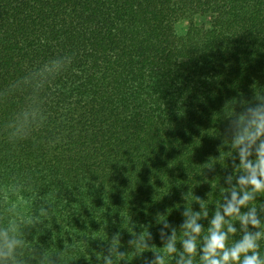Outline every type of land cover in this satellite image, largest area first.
Returning <instances> with one entry per match:
<instances>
[{
	"label": "trees",
	"instance_id": "trees-1",
	"mask_svg": "<svg viewBox=\"0 0 264 264\" xmlns=\"http://www.w3.org/2000/svg\"><path fill=\"white\" fill-rule=\"evenodd\" d=\"M257 108L264 0H0V261L180 264L194 235L204 264L217 212L226 247L261 233L264 260V191L239 184L235 143ZM233 190L251 199L224 215Z\"/></svg>",
	"mask_w": 264,
	"mask_h": 264
},
{
	"label": "clouds",
	"instance_id": "clouds-1",
	"mask_svg": "<svg viewBox=\"0 0 264 264\" xmlns=\"http://www.w3.org/2000/svg\"><path fill=\"white\" fill-rule=\"evenodd\" d=\"M250 111L252 114L250 123L254 126V130L235 139L236 145L239 146L241 164L247 170L246 174L240 177L239 184L252 186V191H264V139L259 140L258 146L255 148L256 160L252 161L248 159L251 155L252 147L257 145L258 138L264 137V108L252 109ZM250 199L251 196L248 191H243V194L239 195L233 190L231 200H228L224 206V215L230 216L238 213L239 208L245 205ZM240 220L243 224L250 223L253 226L259 224L254 210L248 214L241 215ZM211 224L212 227L209 229V235L205 238L203 247L204 254L201 258L204 264H264V260H261L258 253L253 251L257 247L256 239L261 233L246 234L241 241L228 248L225 244L227 236L222 229L224 216L217 212ZM184 227L189 229L191 233L199 234L201 232V226L196 222L195 218L187 221ZM228 231L235 232V229L229 227ZM15 244L16 241L5 239V246L8 249V253H10ZM183 244L185 253L189 254V259L183 260L182 258L180 264H192L190 256L196 251L195 236L190 235V238L184 240ZM165 251L169 254L173 253L175 251L174 244L169 242L166 245ZM250 251L251 255L248 254ZM8 253L4 254L7 255ZM241 254H243L242 261L240 259ZM0 264H2V261H0ZM104 264H112L111 258L105 257ZM152 264H164L163 257L157 255Z\"/></svg>",
	"mask_w": 264,
	"mask_h": 264
},
{
	"label": "rangeland",
	"instance_id": "rangeland-1",
	"mask_svg": "<svg viewBox=\"0 0 264 264\" xmlns=\"http://www.w3.org/2000/svg\"><path fill=\"white\" fill-rule=\"evenodd\" d=\"M192 24L198 27L209 29L211 24V16H196L190 20L180 21L176 26L177 34L180 37L185 36Z\"/></svg>",
	"mask_w": 264,
	"mask_h": 264
}]
</instances>
